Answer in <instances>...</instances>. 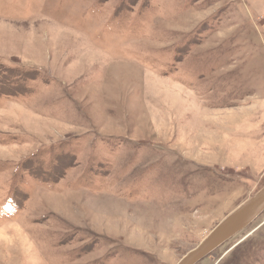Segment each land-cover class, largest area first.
I'll list each match as a JSON object with an SVG mask.
<instances>
[{
    "label": "rangeland",
    "instance_id": "rangeland-1",
    "mask_svg": "<svg viewBox=\"0 0 264 264\" xmlns=\"http://www.w3.org/2000/svg\"><path fill=\"white\" fill-rule=\"evenodd\" d=\"M263 184L264 0H0V264H176Z\"/></svg>",
    "mask_w": 264,
    "mask_h": 264
},
{
    "label": "water",
    "instance_id": "water-1",
    "mask_svg": "<svg viewBox=\"0 0 264 264\" xmlns=\"http://www.w3.org/2000/svg\"><path fill=\"white\" fill-rule=\"evenodd\" d=\"M264 211V185L219 221L213 229L176 264H196L248 226Z\"/></svg>",
    "mask_w": 264,
    "mask_h": 264
},
{
    "label": "trees",
    "instance_id": "trees-1",
    "mask_svg": "<svg viewBox=\"0 0 264 264\" xmlns=\"http://www.w3.org/2000/svg\"><path fill=\"white\" fill-rule=\"evenodd\" d=\"M263 185H264V184H263ZM263 185H262V186H263ZM262 186H261V187H262Z\"/></svg>",
    "mask_w": 264,
    "mask_h": 264
}]
</instances>
